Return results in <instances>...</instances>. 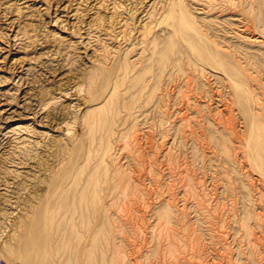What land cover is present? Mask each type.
<instances>
[{
  "label": "rangeland",
  "instance_id": "rangeland-1",
  "mask_svg": "<svg viewBox=\"0 0 264 264\" xmlns=\"http://www.w3.org/2000/svg\"><path fill=\"white\" fill-rule=\"evenodd\" d=\"M156 1L0 0L1 249L4 247L3 241H8V246L12 242L14 243V246L11 245L12 248H18L16 246L25 231L22 227V231L18 232L22 225L20 219L21 216L27 217L26 214L33 211L30 205L34 208L33 204L37 206L48 198H52L50 200L54 201L52 203L55 207L56 203L65 198L69 202L70 196L63 190L52 192L51 187L50 192L53 194L49 197L48 187L51 179L48 178H51V167H55L52 171L55 173L59 169L58 166H61L58 161L54 162L56 166L53 165V160L51 161L53 155L59 153V146L75 133L78 137L83 133L78 122L75 124L77 132H69L67 125L68 120L80 117L89 106L86 93L81 91L80 87L87 82L88 75L96 67L94 65L99 66L101 62L103 63L106 56L103 54L113 58L119 54L117 52L121 51V48L128 47L129 42L124 40L125 32L128 36L135 34L137 40L140 38L141 29L143 30L145 23L149 21L146 11ZM194 1L204 5L205 2L211 1L212 5L217 6L229 5L230 1L241 2V0ZM206 9L210 10V8ZM196 13L203 14V11L198 10ZM234 14V17L228 19L233 22L235 19L238 27L233 25V30L227 34V39L251 47L254 52H258L259 49L264 50V45H261V42H264V29L247 30L240 23L243 18L241 14L236 12ZM131 15L133 21L128 18ZM208 15L216 16L214 12ZM131 27H134V30ZM248 69L250 70L248 74H253L251 77L256 80V83H250L255 91L260 87L258 83L263 81L264 67H257L258 70L252 67L255 72ZM256 70L261 73H259L260 78H257ZM220 76L224 77L219 71L210 70L207 78H203V81L212 85L208 88L212 93L214 92V95L210 93L214 97L213 100L211 95L207 97L206 92L201 93L202 95L196 92V95L199 94L197 97L193 96L195 93H190L191 97L193 96L191 102L190 94L186 92L187 100L193 107L188 106V108V104H185L188 101H184L185 97L183 99V96H178V105L174 103V96L169 97L170 99L166 96L164 103L168 105L169 100L171 102L169 108L166 106L167 109L163 105V110L168 111L162 110V114L161 109L158 110L164 121L160 123L159 120L154 119L155 116H150L145 118L148 119L145 122L144 117H140L136 124L133 122L136 126L130 130L134 136L128 131V136L124 139H115L116 135L115 138L112 137L114 139L112 143H115L112 144L110 154L115 156L108 159V167L111 165L112 168L113 165L110 174L113 175L116 168L121 171L120 175L119 170L115 172L116 177L121 178V174L126 173L124 175L128 178L124 182L128 184V188L123 185L120 189L124 191L121 192L116 187L118 190L115 188L116 191L112 190V196L107 197L113 199L112 207L109 208L111 215L113 214L112 220L110 223H105V228L109 227L107 229L110 230L109 237L111 235L112 239L109 238V242L111 239L109 245L104 239L101 241V248L104 251L106 248L105 254L109 253V257L104 254L106 258L104 260L100 251L98 255V258H101L100 264H264V175L247 154L245 121L237 108L231 104L232 108L228 104L231 103L228 97L230 91L228 82L221 80ZM257 84L259 87L254 86ZM261 85L264 88V81ZM256 91L261 95L264 89L259 88ZM181 97L182 99L179 100ZM196 102L201 107L200 115ZM172 104H176V107ZM202 104L206 105L205 110ZM229 105L232 111H236L233 117L234 112ZM182 112L184 114H181ZM157 114L155 115L158 119L161 115ZM188 115L190 118H187ZM173 120H176L177 124ZM156 121L158 123L155 125ZM209 121L216 125H212ZM130 122L132 125V119ZM221 123L227 126L228 131L226 129L223 132ZM169 125H173L174 128ZM115 126L119 128L118 123ZM216 127L217 130L221 128L223 133L218 130L221 134L232 131L229 132L231 137L227 142V145L229 143L231 146L228 145V148L226 146L228 150L222 149L224 148L222 145L209 137L212 131H217ZM191 129L193 132L196 130L197 135L195 132L190 133ZM232 140L236 141V144L232 143ZM24 145L32 156L36 157L24 164H18L24 159V155L21 154L23 151L18 147ZM120 163L123 165L121 166ZM47 166L51 168L50 172ZM44 178L49 181L43 180ZM106 183L108 184L104 181L102 187L103 185L106 187ZM117 184L119 187L122 183ZM36 192L39 193L37 195L41 199L40 202L36 196L34 197ZM125 198H128L127 201ZM66 199L63 200L64 203L61 202L63 204L58 203L56 207L59 208L58 212L65 209L66 206L61 208V205L68 204ZM99 208L104 210L102 205H99ZM103 210L101 212L105 213ZM17 223L19 226L16 225ZM60 223L62 225L59 224L60 227L56 231L63 237L61 230L65 228L66 223L64 221ZM56 236L54 235L55 239ZM62 237L59 234L56 240L60 238L59 241L63 245L65 238L62 240ZM3 252L6 253L4 250ZM58 252H54L52 264L55 262L57 264L60 259L58 264H61L65 259L66 255L62 256L65 252L62 250ZM60 252L61 255L58 256ZM2 256H0V264H24L23 259L18 256L7 253Z\"/></svg>",
  "mask_w": 264,
  "mask_h": 264
},
{
  "label": "bare ground",
  "instance_id": "bare-ground-1",
  "mask_svg": "<svg viewBox=\"0 0 264 264\" xmlns=\"http://www.w3.org/2000/svg\"><path fill=\"white\" fill-rule=\"evenodd\" d=\"M195 2L197 1L157 0L154 5H152L148 11H146L149 21L148 23H145L144 27L142 26L143 30L141 29L142 33L140 35V38L137 40L138 37H135V34L128 36L125 32L124 40L127 43L129 42L128 47H120L121 51L117 52L119 54L115 55L113 58L109 57L107 54H103V56L106 55L104 59L100 58V60H104L103 63L101 62V64L98 60L100 63L99 66H97V64L94 65L97 68L95 67V69L90 72L87 82L83 84L82 87H80V90L86 93L87 103L89 106L85 113L80 117L77 116L75 117V119L71 121L68 120L67 122L69 132H77L75 124L78 122L79 125L81 124L83 133L80 137H78L75 133V135L69 137L63 145L59 146V153L54 154L53 159H51V161L53 160V163L58 161L59 165H61L60 167L58 166L59 169L57 172H52L55 170V167H51V171V168H49V164V167L47 166L49 168V172L51 171L50 173L53 174H51V178H48L49 180L51 179L50 184L46 182L49 184V197H52L53 194L50 192L51 187L53 188V191L51 190L52 192L56 190H59L61 192L63 190L66 195L70 196L71 200L69 198L68 202V200L65 198L68 204L61 205L62 207L59 206L61 208H63V206L66 207H64L65 209H62V212H58L59 208H56L58 203L63 204V200L65 199L61 200V202L63 201V203H61L60 201L56 203L55 207L54 203H52L53 200H50L52 198L44 199V202L38 198L39 196L37 195V193L39 192L41 195V192L37 188L38 192H36V195H34V197L36 196V198H38V201H41V203H36V205L38 204L37 206L33 204L34 208H32V206L30 205V208L33 209V211H30L29 208L26 209L30 211L31 214H26L28 215L27 217L25 215L21 216V218L23 219H20L22 222V225L20 224L21 230H18L17 228L16 229L18 230V232H20L22 231L23 227V229L25 228V231L23 233V236L19 240L18 245L16 244V247L18 248H12L11 245L14 246V243L12 244V242H10V247L8 246V241H3L4 247L3 249L0 248V256L6 253L12 256H18L19 258L23 259L24 262L22 263L24 264H52V259L55 255L54 252L57 251V253H59L58 251L60 250L65 252L62 253V256L66 255L61 264H98L101 259L98 258L100 251L103 255L102 258H105L106 255L107 257H109V253L107 254L106 252L105 254V251H107L105 246H103L105 248V251L102 250L103 248H101L102 239L106 241L107 245H109L108 243H110L112 239L110 235L111 239L109 242L110 230L107 229L109 227L105 228V223H110L112 220L113 214L111 215L112 212H110L111 210L109 208L113 199L111 197V201L110 199H107V197L110 198V196H112V190L116 191L117 188L121 190L120 187L123 188V185L128 188V184L126 185V183L124 182L128 178H126V176L124 175L126 173L121 174L122 176L124 175L123 178L122 176L121 178L117 176L119 180H117V177L114 175L117 170H119L118 174L119 172L121 173L119 168L114 169L115 172H113V175L110 174V169L113 168V165L112 168H110V164V166L108 167V161L110 160L111 156H115L110 154L112 152V144L115 143H112V141H114L112 137L114 136L115 138L116 135L115 139L126 138L128 136V131L136 126L133 124L136 121H139L140 117H144L145 120V118L155 116L154 119L157 121L159 120L160 123L164 121L161 113L163 114V111L166 110L168 106H170L169 103L171 101L169 100V97L174 96V103L176 104H178L177 101L179 95L183 96V99L184 97L186 98L184 99V101H188V96L185 94L186 92H188L189 94L195 93L193 94V96L195 97L199 95H196V92L200 93V95H202L201 93L206 92L207 97H209L211 95L210 93L212 92L210 88H208V86H210L211 83L209 84L207 81H203V78H207V73H209L210 70L219 71L224 76H222L223 78H221L220 76V79L224 81L226 80L228 82V89L230 91H227L229 92L228 97L230 98L231 102H228V104L234 105L237 108L238 112H240L241 118H243V120L245 121L246 130H243H245L247 134V136H245L247 154L251 157L253 163L256 164L260 173L264 175V92L262 91L261 95L256 93V90H258L259 88L264 89L261 85L264 81V78L262 77L263 81L259 79V81H261V83H258L260 84V87L258 86V84L254 85L255 87H259L255 90V92L253 90V86L250 83L252 82L254 84L256 83V80L253 79L254 77H251L253 75L251 72L250 74L252 75L248 74V72L250 71L248 68L251 69L253 67L257 69V67H264V50L259 49V53L254 52L251 47H246V45L243 46L241 45V43H235L227 39V34H229V32L231 33V31L233 30V25H237L238 27V24H236L237 22L234 18L233 19L235 23L233 22V20L228 19L234 17L235 12L239 15L241 14L243 18L241 19L240 23H242L241 25L243 27H246L247 30H250L251 28H257L258 30L264 29V0H241V2L238 3H235V1H230L229 5L223 6L212 5L211 1L205 2V5ZM198 5L203 6L199 7ZM206 8H210V10H207ZM198 10L203 11V14H197L196 12ZM210 12H214L216 16L208 15ZM223 13H225L226 15H224ZM221 14H223V17L221 16ZM128 18L132 20V15ZM131 28L134 30V27ZM114 31L116 32V30ZM262 44L264 45V42H261V45ZM257 70L256 73H258ZM251 71L254 70L251 69ZM259 73L258 77L255 74L257 78H260ZM191 95L192 94L189 95V101L193 100V96L191 97ZM213 95H211L212 100L214 98ZM166 96L169 98V102L167 103L166 101L168 105L164 103L165 98H167ZM222 97L219 96V98L221 99ZM180 99H182V97L179 98V100ZM194 100H196V98H194ZM189 101L185 104H188L187 107H192V101L190 103ZM176 104L172 105L176 107ZM196 104L198 105V102H196ZM203 104L201 106H203V110H205L204 107H206V105L204 106ZM47 105L48 104L46 103L45 106ZM163 105L166 108L164 110ZM197 105L195 107L198 109ZM149 106H151L152 109L149 108ZM198 106L199 114L201 111V107L200 105ZM232 108L231 111L233 110ZM160 109L161 113L160 111H158ZM191 111L193 110L191 109ZM235 112L232 114V117ZM157 113L161 115L160 117H158V119L155 115ZM184 113L182 112L181 114ZM222 117H220L221 121L223 120ZM232 117L228 118L231 120ZM166 118L167 117H165V119ZM187 118H190L189 115L187 116ZM130 119H132L133 126L131 125ZM184 119L185 117L183 118V120ZM146 121H148V119H146L145 122ZM157 121L155 122V125L156 123H158ZM186 121L187 120H185V122ZM202 121L205 120L202 119ZM173 122L176 123V120H173ZM178 122L180 121L178 120ZM116 123H118L119 128L115 126ZM209 123L212 122L209 121ZM221 124L223 132H225L226 129L228 131L227 126H225V124L223 123ZM181 125H183V123H181ZM212 125L216 124L212 123ZM212 125L210 124V126ZM170 127H173V125ZM170 127L169 129L174 128ZM201 128L203 130V127ZM220 129L218 128V130ZM191 130L192 131H190V133L193 132V129ZM212 130L213 129H211V131ZM132 131L136 132L135 130ZM217 131H212L211 134L209 133V137L212 138V141H216L220 145H222V147L224 148H221L225 150L226 146L228 148L229 143L227 145V142L231 137V134L229 132L232 131L229 130V132L224 134H221V130V132ZM194 132L192 134H194ZM131 134L133 135L134 133L131 132ZM204 136L206 137V134H204ZM235 142H233L232 140V143ZM227 148L226 150H228ZM18 149L23 151L21 154L24 155V159H21L18 164H24L26 163V161L31 160L33 157H36L32 156L26 145H24V147L19 146ZM224 152L226 153V151ZM53 165L56 166V163H54ZM122 165L123 164H121V166ZM113 178L115 179L113 180ZM46 179L44 178L43 180ZM104 181L108 182V184L106 183V187H104L105 185H103L102 187ZM129 182L130 181H128V183ZM117 183L121 185L118 187ZM122 191L124 190H121V192ZM64 192H62L63 196H65ZM125 193L124 195L128 197ZM46 194L48 195V193ZM105 196L106 198H104ZM56 198L59 197L56 196ZM127 199L125 201H127ZM56 200L55 202H57ZM114 200L116 199L114 198ZM99 205H102V208H104V210H102L105 213L101 212L102 210H100ZM118 207L120 208V206ZM113 220H115V218H113ZM63 221L66 223V225L65 228L62 227L64 229H60L63 234L62 237L61 233L57 232L56 230L59 229V224L62 225V223L60 222ZM101 222L102 225L99 226ZM16 225L19 226V223H17ZM59 234L62 237V240L65 238L64 242L62 241L63 245L61 244V241H59L60 238L58 240L60 243L56 240ZM15 235L16 234H14V237ZM54 235H57L56 239ZM10 240L12 241V239ZM57 243L62 246H58ZM103 244L105 245V243ZM52 249L56 250L54 251ZM3 250L6 253H4ZM60 255L61 252L58 256ZM62 256L60 258H62ZM15 259L17 260L16 257ZM104 260H106V258ZM104 260H102V262ZM58 261L60 262L61 259ZM112 261L113 260H111V263Z\"/></svg>",
  "mask_w": 264,
  "mask_h": 264
}]
</instances>
